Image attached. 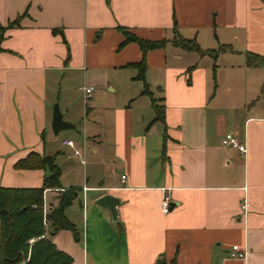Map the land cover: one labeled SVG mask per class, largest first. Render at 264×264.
Returning <instances> with one entry per match:
<instances>
[{
	"label": "crops",
	"instance_id": "obj_1",
	"mask_svg": "<svg viewBox=\"0 0 264 264\" xmlns=\"http://www.w3.org/2000/svg\"><path fill=\"white\" fill-rule=\"evenodd\" d=\"M0 24V186H41L46 168L16 163L54 158L61 187L45 190L44 206L80 187L66 209L78 239L51 235L74 264H264V63L246 64L247 53L264 57V0H0ZM120 27L166 40L144 54L150 95L132 65L142 51L118 47ZM176 35L220 50H184ZM56 101L74 124L57 135ZM103 193L121 200L116 225L93 202ZM235 244L244 258L229 256Z\"/></svg>",
	"mask_w": 264,
	"mask_h": 264
},
{
	"label": "trees",
	"instance_id": "obj_2",
	"mask_svg": "<svg viewBox=\"0 0 264 264\" xmlns=\"http://www.w3.org/2000/svg\"><path fill=\"white\" fill-rule=\"evenodd\" d=\"M22 15L10 22L8 26L18 24ZM6 27L0 24V51ZM124 39L119 43L122 46L128 41H134L142 51L143 57L139 62L133 63L138 72L135 78L142 81L141 94L150 95L147 83L144 80V54L149 49L163 47L165 39L148 40L129 33L120 27ZM172 44L187 51L207 53L216 56L220 48L202 50L194 38H184L176 35ZM264 63V57L247 53L246 64L257 65ZM151 106L154 110V120L163 121V104H158L151 97ZM17 167L33 168L43 167L48 174L39 187L19 188L0 186V264H74L69 253L57 247L51 239V232L69 229L73 238L78 239L74 224L66 215V209L77 197L80 187L70 186L60 192L58 204L48 209L44 215V192L49 188H60L61 169L51 156L31 153L26 159L16 163ZM47 222V224H46ZM43 236V237H42ZM35 238L30 243L29 239ZM157 264H165L159 260Z\"/></svg>",
	"mask_w": 264,
	"mask_h": 264
},
{
	"label": "water",
	"instance_id": "obj_3",
	"mask_svg": "<svg viewBox=\"0 0 264 264\" xmlns=\"http://www.w3.org/2000/svg\"><path fill=\"white\" fill-rule=\"evenodd\" d=\"M51 127L55 135H57L62 130H66V129L74 127L73 123H70L64 118V115L57 102H55L53 105V117H52ZM93 202L96 205L109 210V213L111 216V223L113 225H116V223L119 222L118 206L121 203L120 198H118L117 196L113 194L103 193L97 196ZM50 234L53 235L54 232L52 231Z\"/></svg>",
	"mask_w": 264,
	"mask_h": 264
},
{
	"label": "built area",
	"instance_id": "obj_4",
	"mask_svg": "<svg viewBox=\"0 0 264 264\" xmlns=\"http://www.w3.org/2000/svg\"><path fill=\"white\" fill-rule=\"evenodd\" d=\"M93 86H82L81 89L83 91V97L85 100L88 98L89 93L93 90ZM225 139L227 143L231 146L236 148L239 152L244 153L246 151V145L244 142H240L231 132H227L225 134ZM64 144L69 145L70 147H73V141L71 139H65L63 141ZM73 155H80L79 151L75 148H73ZM83 162V160H82ZM245 203L243 202L242 208H245ZM170 208V202L168 196H164L160 202V210L162 213L166 214L169 212ZM48 211V208L44 206V215H46ZM47 224V222H46ZM43 237V236H42ZM35 241V238L29 239V242L32 243ZM246 254V250L244 248H239L238 245H232L231 251L229 252V256L231 257H238V258H244Z\"/></svg>",
	"mask_w": 264,
	"mask_h": 264
},
{
	"label": "rangeland",
	"instance_id": "obj_5",
	"mask_svg": "<svg viewBox=\"0 0 264 264\" xmlns=\"http://www.w3.org/2000/svg\"><path fill=\"white\" fill-rule=\"evenodd\" d=\"M58 104H59V101H56ZM60 106V104H59ZM61 138H62V134L58 135L57 137L55 136L53 139L56 141V142H60L61 141Z\"/></svg>",
	"mask_w": 264,
	"mask_h": 264
}]
</instances>
